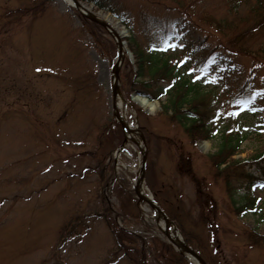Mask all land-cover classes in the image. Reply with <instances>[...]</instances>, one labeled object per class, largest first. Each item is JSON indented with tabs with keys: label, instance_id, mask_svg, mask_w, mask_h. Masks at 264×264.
<instances>
[{
	"label": "rangeland",
	"instance_id": "rangeland-1",
	"mask_svg": "<svg viewBox=\"0 0 264 264\" xmlns=\"http://www.w3.org/2000/svg\"><path fill=\"white\" fill-rule=\"evenodd\" d=\"M27 1L0 0V264H132L123 252L112 255L115 243L102 217L105 208L109 206L120 227L146 244L154 243L157 251L161 246L152 238L163 235L148 203H138L139 217L123 211L133 195L141 154L132 141L118 137L113 110L120 97L114 100L112 93L117 50L102 27L91 25L100 35L94 36L65 0H50L45 13L49 14L40 22L30 13H16ZM122 2L143 47L163 52L183 77L201 87L219 130L214 138L194 145L182 124L161 113L159 101L154 112L135 100L120 104V113L143 126L150 137V177L185 201L187 228L201 232L203 226L204 236L211 231L215 264H264V246L249 239L253 231L264 236V169L242 165L259 177L251 193L260 209L236 214L234 206L244 202L247 184L241 183L230 197L223 180L213 179L209 161L225 129L247 135L236 158L248 159L264 150V60L227 49V39L203 25L198 30L207 40L206 51L189 53L179 38L166 39L176 47L164 51L162 32L151 33L141 23L143 17L154 16L187 19L193 29L198 21L194 6L221 16L228 11L229 0H185L189 9L175 0ZM85 4L132 37L130 26L93 3ZM260 36L245 42L260 47ZM128 43L124 42L129 58L121 66V85L137 69ZM239 93L241 98L252 97L249 107L254 110L229 115ZM99 146L101 151H95ZM106 147L101 173L96 164ZM200 211L210 212V217L197 226ZM66 222L70 232L62 236Z\"/></svg>",
	"mask_w": 264,
	"mask_h": 264
},
{
	"label": "trees",
	"instance_id": "trees-1",
	"mask_svg": "<svg viewBox=\"0 0 264 264\" xmlns=\"http://www.w3.org/2000/svg\"><path fill=\"white\" fill-rule=\"evenodd\" d=\"M50 0H28L23 8H18L19 15L30 13L35 21L40 22L44 19L46 8ZM88 3H93L99 9L111 12L118 17L123 23L131 27L132 37L128 38L129 47L136 57L137 69L132 79L128 83L122 85V91L125 96L129 98L131 92H138L146 95L151 100H159L161 102V113L166 114L167 117L176 123L183 125L184 132L189 138L190 142L194 145L197 141L202 139H212L217 136L219 130L214 119V115H210L211 108L206 106V95L203 94L201 87L190 82L186 77L180 74L177 67L169 64L168 59L159 51L153 50L151 47H143L140 38L137 35L136 29L133 27L128 8L125 7L122 0H82ZM155 3H160L165 0H146ZM178 6L186 7L185 0H175ZM196 0H194L195 2ZM229 9L221 16L210 13L207 10L200 9L194 6V16L198 21L194 23V30L191 29L186 23L187 19L181 21L163 19L159 16L149 19L143 17L141 23L148 31L165 33L166 36L171 33H180L187 40V45L195 53L197 50L208 49V46H203L204 39L198 28L200 25L207 26L214 32L223 35L227 39L226 48L240 54L248 55L254 54V59L258 60L261 57L264 60V0H229ZM86 28L92 32L91 25L99 26L87 18L81 17ZM202 23V24H201ZM65 28V25H62ZM105 32V31H104ZM94 36H97L93 32ZM260 34L263 43L260 47L251 45L245 42L248 39L256 37ZM175 34L174 36H178ZM100 35L97 37L99 38ZM203 36V37H202ZM103 44H105L106 36H101ZM209 39V38H208ZM206 40V41H204ZM111 47L116 49L114 41L111 39L109 42ZM225 48V47H224ZM252 56V55H251ZM246 88L244 86L241 92ZM164 96V99L162 98ZM241 96V93L237 97ZM249 100L248 98H245ZM244 98H235L236 101H243ZM241 105V104H239ZM141 111V110H139ZM141 113V112H140ZM117 123V122H116ZM118 124V137H123L122 127ZM143 127V126H142ZM145 132V129H144ZM149 144V156L147 163L146 179L154 192L156 200L164 208L168 216L173 219L178 227L182 230L187 242L192 245L198 252H200L208 261L209 264H215L213 255L215 248H212V241L210 238L211 231L208 230L207 235L204 236L201 226V232H197L192 228H187L183 218V207L185 201L176 199L175 195L170 193V186L165 187L164 183H159L155 178L150 177L151 166V143L150 137L145 132ZM219 147L216 152L209 155L210 165L213 168L212 177L215 180L222 179L225 185V190L230 197L234 196L235 191L241 183H246L248 190L245 194L244 202L240 205L234 206L236 214H244L249 211H258L257 198L251 193L252 183L259 179L249 171H244L242 165L249 164L260 166L264 162V150L259 151L257 154L248 159H239L235 156L240 152L242 143L247 138V135L240 130L225 129L221 132ZM103 139L100 137L99 143L101 146ZM101 147L96 148L95 151H101ZM102 157L96 164V169L103 173V161L109 149L102 148ZM105 203V200H104ZM127 210L131 216L139 217V208L137 206V199L134 195L128 198L127 207H123V211ZM110 211L109 206L102 212V217L110 230L115 249L112 255L115 257L123 252L132 264H192L186 257L180 254L173 246L166 240L158 237H153L152 240L159 245L160 249H154L153 244H146L140 240V236L130 232L127 229L120 227ZM190 210L186 211L189 216ZM210 217V212L200 211L198 219L195 220L197 226L203 221L204 218ZM80 218V217H79ZM74 221V220H73ZM78 221H76L77 224ZM74 223V222H73ZM208 225L206 229H208ZM70 230L67 223L62 228V236H65L66 231ZM70 232V231H69ZM68 232V233H69ZM67 233V234H68ZM249 239L256 246H264V236H261L254 231L249 235Z\"/></svg>",
	"mask_w": 264,
	"mask_h": 264
},
{
	"label": "water",
	"instance_id": "water-1",
	"mask_svg": "<svg viewBox=\"0 0 264 264\" xmlns=\"http://www.w3.org/2000/svg\"><path fill=\"white\" fill-rule=\"evenodd\" d=\"M75 4V6L81 11V13L84 16H87L88 18L98 22L102 26H104L106 29H108L112 35L116 38L117 44H118V58L113 70V95L116 99L117 95L120 94L122 97V100L124 103H127V100L123 97L121 90H120V84H119V71L120 66L122 64V61L124 59V49H123V41L120 38V35L115 30H111V26L109 23L98 16H96L94 13H92L83 3H81L79 0H72ZM114 114L117 118V120L122 124L125 130L128 132H133L137 134L140 139H136L135 137H132L133 142H135L141 151L142 159H141V166H140V172L137 175L136 182L134 184V190L136 192V195L139 199V201H145L150 204V206L155 210L157 214V220L162 218L164 223V228H162L163 232L167 236V238L178 247L179 251L185 255L193 257L199 264H208L206 260L190 245L187 244L185 239L178 233L180 232L177 228L176 224L167 216L165 211L162 209V207L156 202L154 199V196H148L144 192H142L141 188L142 185L145 184V170H146V161H147V143L144 134L141 132L140 128L138 126L132 128L130 123L122 116L120 115L117 104H114Z\"/></svg>",
	"mask_w": 264,
	"mask_h": 264
},
{
	"label": "bare ground",
	"instance_id": "bare-ground-1",
	"mask_svg": "<svg viewBox=\"0 0 264 264\" xmlns=\"http://www.w3.org/2000/svg\"><path fill=\"white\" fill-rule=\"evenodd\" d=\"M69 1V0H67ZM133 99L138 103L140 104L141 106H145L146 108H148L149 111L151 112H154L157 108V104L156 102L154 101H149L147 100L145 97L143 96H135L133 97ZM126 143L127 142H130L131 141V134L126 130ZM142 192H144L145 194H147L148 196H150V194L147 193V188L145 185H142V188H141ZM160 224L161 226H163V223H162V219L160 218Z\"/></svg>",
	"mask_w": 264,
	"mask_h": 264
},
{
	"label": "snow or ice",
	"instance_id": "snow-or-ice-1",
	"mask_svg": "<svg viewBox=\"0 0 264 264\" xmlns=\"http://www.w3.org/2000/svg\"><path fill=\"white\" fill-rule=\"evenodd\" d=\"M162 43L164 45H166V47H164V48L161 49V50H164V51L168 50V48L176 47V45L170 43L168 40H164V41H162ZM253 95H255V94H253ZM236 103L241 104L242 107L235 109L232 113H229V115H239V113L241 111H244V110H254V109H251L249 107L250 100L237 101Z\"/></svg>",
	"mask_w": 264,
	"mask_h": 264
}]
</instances>
